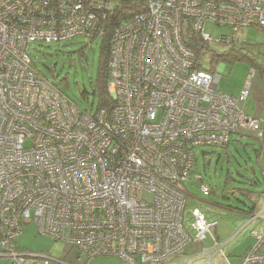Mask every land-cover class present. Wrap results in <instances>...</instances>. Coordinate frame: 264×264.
Returning <instances> with one entry per match:
<instances>
[{
	"label": "built area",
	"instance_id": "obj_1",
	"mask_svg": "<svg viewBox=\"0 0 264 264\" xmlns=\"http://www.w3.org/2000/svg\"><path fill=\"white\" fill-rule=\"evenodd\" d=\"M120 6L0 0V255L12 264L53 260L17 247L30 222L90 257L178 264L169 260L217 224L187 207L185 183L201 178L194 149L226 147L241 130L263 134L241 106L250 83L239 95L220 90L219 73L198 66L184 31L230 42L247 27L264 29V0H132L133 14L111 35L110 106H80L36 68L30 43L103 37ZM207 23L234 34L215 40ZM262 217L254 212L248 223ZM252 233L240 264H264V229ZM213 238V248L179 264L224 256Z\"/></svg>",
	"mask_w": 264,
	"mask_h": 264
},
{
	"label": "rangeland",
	"instance_id": "obj_2",
	"mask_svg": "<svg viewBox=\"0 0 264 264\" xmlns=\"http://www.w3.org/2000/svg\"><path fill=\"white\" fill-rule=\"evenodd\" d=\"M205 28L212 33L215 40L221 35L234 34L230 28L210 23H207ZM234 38L237 39L235 44L213 41L209 49L221 54L235 47L248 54V58L256 63L244 57L232 61L219 58L216 62V70L220 75L219 89L223 91L227 88L236 89L247 80L253 85L250 86V91L253 87L262 88L264 72L257 63L264 67V29L247 27L234 34ZM101 41L102 37L91 39L80 36L56 43L33 42L28 45V52L36 68L49 80L58 84L68 97L83 107L96 109L98 101L93 95V90L98 73ZM213 53L215 52H208L202 56L204 67L210 68V58ZM84 89L89 93L88 98L82 96ZM259 146H261L260 140L254 138L252 133L244 132L233 135L227 147L206 145L194 149L195 168L201 178L197 179L195 173L185 183L189 192L187 207L190 210L200 208L210 220L218 222L215 230L217 229L221 234L222 239L230 232L244 226L246 217L239 216L255 202L258 203L259 195L264 192V176L255 152V148ZM202 184H207L210 192L203 190ZM246 190L248 194L244 193ZM259 229L254 226L246 228L223 249L224 256L217 255L213 259V264H225L224 258L237 261L241 259L245 249L256 243L252 231L256 232ZM18 241L21 246L49 253L55 259L50 262L51 264H61L59 260L67 262L68 257L70 260L76 258L74 261H80L79 258L77 259L78 251L75 248L64 240H56L40 233L34 222L25 225ZM207 244L204 245V242L199 241L191 242L183 249V256L199 255ZM80 258L86 261L85 264H121L118 256H97L86 259V256L80 255ZM200 259L195 260L194 263L206 261V258ZM6 260L10 263L8 258Z\"/></svg>",
	"mask_w": 264,
	"mask_h": 264
},
{
	"label": "trees",
	"instance_id": "obj_3",
	"mask_svg": "<svg viewBox=\"0 0 264 264\" xmlns=\"http://www.w3.org/2000/svg\"><path fill=\"white\" fill-rule=\"evenodd\" d=\"M119 1L121 3V6L119 8H115L114 9L115 13H113L110 16V20L107 23L106 33L102 37L101 46H100V58H99L98 73H97V78L95 80V85H94V90H93V95H94L95 99L98 101V107L99 106H110L112 103V99H111L109 91H108V81H109V77H110L109 60H110V54H111V35L113 33L115 26H117L119 24V22L123 21L124 19H126L127 17L132 15L133 10H134V8H132V6H131L132 0H119ZM184 41L188 45V47H190L197 54L198 66L205 68V69L212 71V72L217 71L216 70V62L218 61L219 58H224L226 60L232 61L234 59H239V58L244 57L245 59H250L251 62L256 63V61L252 60L251 58H248L249 57L248 54L242 52L241 50L235 49V47H231L229 50H226L221 54L217 53L213 49H209L211 42L204 41L201 38V36L199 34L195 33L191 28H188L184 31ZM236 41H237V39L233 38L232 41L227 42V43L235 44ZM212 51H214L215 53L211 54V58H210L211 66H210V68H206V67H204V65L201 61L202 56L204 54H206L208 52H212ZM257 65L264 72V67L262 65H260L259 63H257ZM82 96L85 98L86 97L88 98L89 93L86 89H84L82 91ZM250 133H252L254 138L260 140L261 136H258L255 132H250ZM230 143H231V141H230ZM255 152H256L257 157H258V154L261 153V146L255 148ZM262 174H263V172H262ZM263 176H264V174H263ZM208 192H210V188H209ZM244 193L248 194L249 192H248V190H246V191H244ZM254 208H255V205H252L249 207V210H246V212L248 211L249 216L255 212ZM217 224H218V222H217ZM217 224L215 225V227L217 226ZM17 247L21 251L27 250L26 248L20 247L18 242H17ZM0 251H1V249H0ZM29 251L42 252V251H37V250H33V249L29 250Z\"/></svg>",
	"mask_w": 264,
	"mask_h": 264
},
{
	"label": "crops",
	"instance_id": "obj_4",
	"mask_svg": "<svg viewBox=\"0 0 264 264\" xmlns=\"http://www.w3.org/2000/svg\"><path fill=\"white\" fill-rule=\"evenodd\" d=\"M248 82L250 83V86L252 87L253 85L251 84V82L247 80L245 82V84L240 85L236 89L227 88V90L226 91L224 90V92L229 93V94H232V95H239L242 92V90L245 88V86H246V84ZM241 106L243 107L244 111L247 114L252 115V116H258L261 119L262 128H263V134H262V136L260 138L261 153L258 154V159L257 160H258V163L260 164L261 172H263L264 171V86L262 88H259V89L258 88L255 89L254 87L251 88V91L249 93L248 98L246 99L245 102H242L241 103ZM244 132H251V131L250 130H244V131L241 130V131H239V132H237L235 134H238V133L239 134H243ZM259 197H260V199H259L258 203L255 202L253 205H255V208H254L255 212H261V213H263V217H262L261 220H255V221H253L251 223H248V219H249L248 218V211L247 212L246 211H243L242 212L243 214H241L239 216L241 218H245L246 217V221L244 222L245 224H244V226L242 228H240L238 230L236 229V230L230 232L223 239L221 238V234L217 231V229L215 230L216 227L213 228L212 229V234L211 233L208 234L207 238L205 240H203L204 245H205V243L207 244V242H208V244L206 246H204L203 248H208V249L213 248L214 242H215L214 241V238H213V235L219 240L220 243L225 244V245H223V249H224L226 246H228L232 242V240L236 239V237L240 233H242L246 228H248L250 226H254L256 229L259 227L260 228L259 231H263V229H264V192H262L261 195H259ZM18 239H19V237L17 238V242H18V244H19L20 247L26 248L27 250H32V249H29L27 247L21 246V244L19 243ZM227 241H228V243L226 244ZM71 247L72 248H75L78 251L77 252V259L79 258L80 261H78V262L77 261H74L76 258L75 259L73 258L72 260H70V258L68 257V259H69V261H67L68 263L67 262H64V260L63 261L62 260H59V262L61 264H85L86 261L83 260L82 258H80V255L86 256V259H89L91 257H97V256H91V257L90 256H87L86 254L82 253L77 247H75L73 245H71ZM250 247H252V246L250 245L249 247H247L245 249V251L243 252V254H241V259H239L238 261L235 260V259L224 258V261L223 262L225 264H240L242 262V260H243V256H244L245 252ZM183 254L184 253H181L177 257L170 259L169 262L170 263H178L179 264V263L185 262L187 259L196 258L197 257L196 254L193 255V256H189V257H184ZM218 255H220V254H218ZM224 255H225V253H224ZM216 256H214V258ZM101 257H106V256H101ZM6 258H7L6 256L0 255V264H11V262L9 263L6 260ZM213 259H212V263L211 264H213ZM53 260L55 261L54 258H53ZM196 263H194V264H196ZM198 264H207V263L205 261L204 263H198Z\"/></svg>",
	"mask_w": 264,
	"mask_h": 264
}]
</instances>
